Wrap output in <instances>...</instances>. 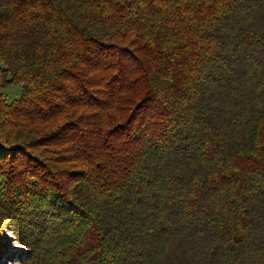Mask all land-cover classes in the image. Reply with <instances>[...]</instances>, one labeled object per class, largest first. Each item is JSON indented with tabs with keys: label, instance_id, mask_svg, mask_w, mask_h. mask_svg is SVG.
<instances>
[{
	"label": "trees",
	"instance_id": "1",
	"mask_svg": "<svg viewBox=\"0 0 264 264\" xmlns=\"http://www.w3.org/2000/svg\"><path fill=\"white\" fill-rule=\"evenodd\" d=\"M8 257L264 264V0H0Z\"/></svg>",
	"mask_w": 264,
	"mask_h": 264
},
{
	"label": "rangeland",
	"instance_id": "2",
	"mask_svg": "<svg viewBox=\"0 0 264 264\" xmlns=\"http://www.w3.org/2000/svg\"><path fill=\"white\" fill-rule=\"evenodd\" d=\"M5 92L7 94L6 96H7L8 101H10L12 98H14V97L19 95L20 90H19V88H10V89L5 90ZM10 249L12 251H15L16 250V246L12 245L10 247ZM10 262H11L10 261V257H8L7 259H3V260L0 259V264H11Z\"/></svg>",
	"mask_w": 264,
	"mask_h": 264
}]
</instances>
